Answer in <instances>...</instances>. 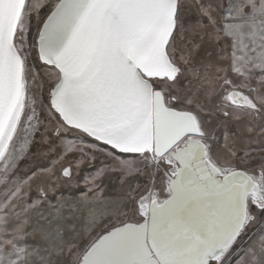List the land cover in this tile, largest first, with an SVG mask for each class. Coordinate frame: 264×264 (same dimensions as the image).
<instances>
[{"label":"rangeland","instance_id":"rangeland-1","mask_svg":"<svg viewBox=\"0 0 264 264\" xmlns=\"http://www.w3.org/2000/svg\"><path fill=\"white\" fill-rule=\"evenodd\" d=\"M59 1L26 0L14 39L26 94L0 161V264H79L103 234L145 220L141 202L167 197L174 167L148 152L118 153L67 126L53 110L51 91L60 73L41 62L37 40ZM224 5V0H177L166 50L179 75L148 80L168 107L198 118L220 168L252 174L264 188V116L225 117L230 109L216 107L229 90L227 78L253 88L250 95L264 105V22H230ZM244 119L239 130L237 121ZM212 264H264V201L250 199L241 235Z\"/></svg>","mask_w":264,"mask_h":264},{"label":"water","instance_id":"water-1","mask_svg":"<svg viewBox=\"0 0 264 264\" xmlns=\"http://www.w3.org/2000/svg\"><path fill=\"white\" fill-rule=\"evenodd\" d=\"M25 3L0 0V161L25 102L23 60L14 44ZM176 13L177 0H60L40 30L39 58L60 73L50 103L67 126L118 153L152 158L162 156L160 142L170 139L167 159L177 162L171 196L145 206L142 223L103 234L79 264L218 263L262 190L252 174L214 164L195 116L166 107L148 80L178 75L166 50ZM181 123L188 129L179 131Z\"/></svg>","mask_w":264,"mask_h":264},{"label":"flooded vegetation","instance_id":"flooded-vegetation-1","mask_svg":"<svg viewBox=\"0 0 264 264\" xmlns=\"http://www.w3.org/2000/svg\"><path fill=\"white\" fill-rule=\"evenodd\" d=\"M178 75H179V71H178ZM231 81H232L231 79L227 78V80L225 79V81L223 82L224 86L229 87V90L225 91L223 95H220L223 100L220 103H218L216 105V107H218L219 109H222V106H223V107L230 109V110H228L229 112H223V115L225 117H229L231 114H234V115L240 114V115H242V117L253 115L255 117L263 118V116H264V105L255 101L253 96L250 95V93H252L254 89L253 88L252 89H246L242 86L232 85ZM162 95L164 97L163 93H162ZM167 105H168V103H167ZM216 107H215V109H216ZM218 108H217V110H218ZM217 110H216V114H218V111H219V110L218 111ZM188 113H190V112H188ZM195 118L198 120V118L196 116H195ZM245 120L246 119L239 120L240 122L237 121V128L239 130L240 129L243 130V128L241 127L242 124L243 125L247 124V121H245ZM198 123L200 125L199 120H198ZM200 130L202 132H201V135L199 136V138L204 142V144H206L207 151H209L210 155H211L212 153L210 151V147H212V145H211V143H208V141L211 138L204 130H202L201 126H200ZM184 144H185L184 141L180 143L181 146H183ZM162 160H164L168 164L170 163L166 158H163ZM232 170H237V169H231L229 171H232ZM226 171H228V170H226ZM170 176H172V173L170 174Z\"/></svg>","mask_w":264,"mask_h":264},{"label":"crops","instance_id":"crops-1","mask_svg":"<svg viewBox=\"0 0 264 264\" xmlns=\"http://www.w3.org/2000/svg\"><path fill=\"white\" fill-rule=\"evenodd\" d=\"M224 2L228 21L241 19L246 22H264V0H224Z\"/></svg>","mask_w":264,"mask_h":264},{"label":"bare ground","instance_id":"bare-ground-1","mask_svg":"<svg viewBox=\"0 0 264 264\" xmlns=\"http://www.w3.org/2000/svg\"><path fill=\"white\" fill-rule=\"evenodd\" d=\"M166 105V104H165ZM166 107H168L167 105H166ZM168 108H170V107H168ZM170 109H172V108H170ZM174 110H176V109H174ZM177 111H179V112H186V111H180V110H177ZM178 125V124H177ZM198 126H199V129H200V125H199V123H198ZM178 129H179V131H181V130H187L188 129V126L186 127V123L184 124V123H181L180 124V126H178ZM201 131V130H200ZM165 133V132H164ZM163 133V136H165V137H167L168 135H169V133L167 132L166 133V135ZM159 138V137H158ZM164 138V137H163ZM187 138V137H186ZM167 141V142H166ZM169 141H170V139L168 140V139H165V141L164 140H162V142L164 143V144H162L161 142H160V148L159 149H161L160 150V152L161 153H163L162 154V156H155V158L157 157V158H162V157H166V159L168 158V155H169V153L170 152H168L167 150H169L170 149V146L167 148V150H165V146H167L168 144H169ZM176 148V147H175ZM175 148L173 149V150H175ZM208 154H209V151H208ZM209 158H210V160L212 161V162H214L212 159H211V157H210V154H209ZM169 160V159H168ZM173 164H174V172L176 173L177 172V167H176V165H177V162L174 160V162H173ZM214 164H216L215 162H214ZM217 165V164H216ZM218 166V165H217ZM179 167V166H178ZM219 167V166H218ZM222 169V168H221ZM222 171H224L223 169H222ZM255 177V176H254ZM257 179V178H256ZM259 180V179H258ZM262 182V181H261ZM263 185V184H262ZM260 198V200H262V201H264V188H263V186H262V190L255 196V198ZM154 199H156V198H154ZM154 199H153V201H154ZM159 199V198H158ZM162 200V199H161ZM152 201V202H153ZM148 201H147V199L145 200V201H143V202H141V205H142V210L143 211H145V206H147V205H149V204H151L152 202H150V203H147ZM145 215V214H144Z\"/></svg>","mask_w":264,"mask_h":264},{"label":"built area","instance_id":"built-area-1","mask_svg":"<svg viewBox=\"0 0 264 264\" xmlns=\"http://www.w3.org/2000/svg\"><path fill=\"white\" fill-rule=\"evenodd\" d=\"M171 173H172V176H174V172L171 171ZM170 196H171V189H170V187H169V185H168L167 197H166L165 199H162V200H161V199H157V201L161 203V202L167 200Z\"/></svg>","mask_w":264,"mask_h":264}]
</instances>
